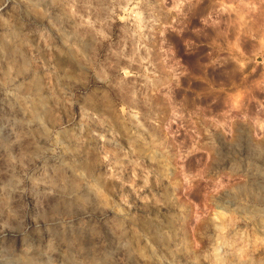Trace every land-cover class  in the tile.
<instances>
[{"label":"clouds","instance_id":"1","mask_svg":"<svg viewBox=\"0 0 264 264\" xmlns=\"http://www.w3.org/2000/svg\"><path fill=\"white\" fill-rule=\"evenodd\" d=\"M0 264H264V0H0Z\"/></svg>","mask_w":264,"mask_h":264}]
</instances>
